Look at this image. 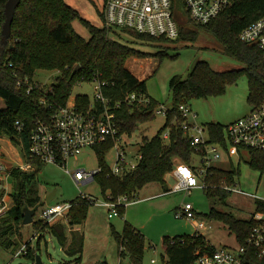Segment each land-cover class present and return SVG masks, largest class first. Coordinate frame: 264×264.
<instances>
[{"label": "trees", "instance_id": "1", "mask_svg": "<svg viewBox=\"0 0 264 264\" xmlns=\"http://www.w3.org/2000/svg\"><path fill=\"white\" fill-rule=\"evenodd\" d=\"M107 0H104L106 3ZM176 12L178 4L184 9L182 0H171ZM8 0H0V21H6L5 5ZM185 12V11H184ZM264 15V0H235L234 4L208 24H196L185 13L180 22L178 40L193 42L199 31L212 35L221 45L223 53L238 61L240 68L216 71L206 61L198 62L189 75L183 79L174 76L169 83L173 103L168 110L166 123L157 135L145 139L139 149L140 161L136 168L128 174L118 177L109 173L106 157L114 147L112 142L94 147L98 159L95 181L106 198L113 199L127 196L134 199L136 194L151 183L165 185V176L171 173L176 164L192 165L193 155L204 156V150H196L192 139L183 129L186 118L179 110L181 105H189L192 98L216 97L225 92L226 86L234 84L241 76H246L249 87V101L257 104L264 98V59L256 45L241 42L239 35L250 23ZM80 20L90 32V39L85 40L73 27L75 20ZM96 26L82 18L80 14L65 0H21L16 9L12 23V34L5 38L2 34L0 45V138H8L18 147L21 156L27 160L29 136L37 117H45L65 106L71 97L75 83L99 81L106 83L104 94L112 101L122 100L126 95L136 94L144 98L142 102L124 103L115 111L116 122L121 136L130 137L139 127L153 121L155 112L160 106L147 91V80L140 81L126 67L130 58H162L167 53L159 51L145 52L136 43L124 40L122 34H128L137 43L150 45L168 43L164 37H152L134 30H115ZM181 20V19H180ZM176 39V40H177ZM12 64V66H10ZM80 65V70L72 77L73 70ZM39 70L59 71L50 91H43L36 86L34 78ZM28 78L34 88L28 92L27 84L19 88L18 80ZM42 99L45 103H42ZM147 99V100H146ZM78 103H89L87 95L77 96ZM2 102V104H1ZM20 122L22 129L16 126ZM210 134V142L226 147L225 126L220 123H209L206 126ZM169 130L168 141L162 135ZM249 166L264 173V150L249 149ZM37 170L30 173L19 169L12 170L13 198L15 205L9 214L0 219V238L13 228L9 222L22 223L26 210L43 204L38 194L37 179L43 166L36 161ZM233 166V165H232ZM239 170L211 166L208 168L205 183L208 197L225 200L231 195L232 186L236 184ZM95 201L77 199L73 201L66 224L34 222L41 230H47L62 246L63 250L76 263L82 262L84 235L70 230L82 226L88 217L89 208ZM256 209L264 211V202L256 200ZM126 207H121L123 214ZM207 217L223 222L235 235L237 242L244 243L253 224L252 220L240 219L232 213L212 209ZM119 246L120 264H142L147 247L146 239L137 229L125 222L122 233L113 230ZM41 239L37 250L40 249ZM6 241L4 245H9ZM163 247L167 256L164 264H191L197 252H212L215 246L206 241L203 235L169 237L163 239ZM28 244L26 257L36 262V252ZM35 250V251H37ZM255 264H258L254 260ZM97 264H108L107 261Z\"/></svg>", "mask_w": 264, "mask_h": 264}, {"label": "rangeland", "instance_id": "2", "mask_svg": "<svg viewBox=\"0 0 264 264\" xmlns=\"http://www.w3.org/2000/svg\"><path fill=\"white\" fill-rule=\"evenodd\" d=\"M65 1L82 18L96 26H103L104 0ZM176 12L179 21L182 22L185 12L181 4H178ZM73 27L85 40L90 39V32L80 20H75ZM198 31V37L193 42L177 39L168 43H154L152 46L137 43L130 35L122 34L125 41L136 43L135 46L145 52L155 54L165 51L167 53L162 58H135V61L126 63L131 69L133 62H143L139 63L135 70H131L137 76L148 75L146 76L148 94L164 109L170 108L173 103L169 87L170 80L177 75L185 79L198 62L206 61L216 71L231 70L242 66L238 61L223 53L220 43L212 35L201 29ZM59 75V71L39 70L34 81L39 86L38 88L47 92L50 91ZM95 87L96 82L94 81L75 83L70 99L79 95H87L93 101L96 94ZM189 105L193 113L197 115L196 119L190 116L189 121L206 127L209 123H220L227 126L248 115L254 103L249 101L247 78L241 76L236 83L227 85L223 94L216 97L192 98ZM165 123L164 115L157 114L153 121L140 124L130 137H125L128 163L132 166L138 165V154L142 142L157 135ZM18 153V147L11 140L0 138V164L8 168L14 167L22 159ZM115 160L116 149L113 148L105 161L109 167H112ZM249 160V151L244 149L240 156L233 157L232 161L217 164L224 169L234 167L239 170L236 184L232 186L233 192L224 201L208 197L207 190L203 187L204 178L199 175V187L193 189L191 193L168 192L166 185L161 183L147 185L136 194L134 199L126 203L123 214L112 219L109 218L108 200L102 194L98 183L92 182L79 186L73 177L60 166L44 165L39 173L36 188L38 194L45 198L49 191L57 190L54 203L77 200L81 191L96 200L89 208L88 218L84 225V251L82 262L78 264H96L102 261H107L108 264H119V246L113 230L121 232L125 222L137 229L146 239L147 247L142 264H164L167 261L163 247L164 237L193 236L196 233L190 220L176 218L177 210L187 203L194 206L198 213L197 219L204 221L207 225L206 229L201 231L207 242L218 248L237 246L236 237L228 227L221 221L208 218L207 214L212 209H216L220 212L232 213L240 219H249L252 216L256 209V200H264V173L252 169L248 164ZM192 165L196 168H204L202 156L194 154ZM98 167V159L92 149H86L78 158L69 162L71 170L93 171ZM174 184L172 174L167 175V187L172 188ZM41 207H37L35 211L34 222L40 221ZM68 221L69 218L68 220L59 219L51 224H65ZM9 225L13 229L0 238V264H36L31 258L20 254V250L28 244L37 250L40 239V249L36 251V256L41 258L43 264H77L75 258L69 256L47 230H39L34 223L24 224L14 220L10 221ZM6 241L10 242L8 246L4 245ZM152 260H156V263H152Z\"/></svg>", "mask_w": 264, "mask_h": 264}, {"label": "built area", "instance_id": "3", "mask_svg": "<svg viewBox=\"0 0 264 264\" xmlns=\"http://www.w3.org/2000/svg\"><path fill=\"white\" fill-rule=\"evenodd\" d=\"M182 1L185 13L196 24H208L235 2V0ZM103 18L107 28L134 30L141 34L164 37L169 40H176L179 37L180 22L172 8L171 0H107L104 4ZM2 34L3 24L0 21V45ZM239 38L245 44L256 45L264 59V15L245 27ZM94 82H96V94L93 101L89 99L88 104L80 105L77 97L69 98L67 104L54 113L35 119L29 136L27 160L22 157L17 165L12 168L0 164V219L7 216L15 205L12 195L13 169H19L25 173L34 172L37 170L36 161H39L42 166L57 165L64 168L79 186L90 184L96 182L95 176L101 172V168L93 171L71 170L69 162L78 158L86 149L94 150V147L108 142H112L113 148L116 149L115 163L109 167L111 175L121 177L136 168L137 165L132 166L127 162L125 137L120 134L115 111L124 103H133L137 100L142 102L144 98L130 94L122 100L114 102L103 92L106 83L97 80ZM24 84H27L28 92L34 88L28 78L25 81H17L19 88ZM42 103H45L44 99H42ZM168 110L169 108L164 109L160 105L155 115L161 114L167 118ZM179 110L186 118L183 129L191 137L192 145L196 150H204V156H202L204 168L197 167L198 169L195 170L184 163L176 164L172 171L175 178L172 192L191 193L193 189L199 187V175L203 176V187L206 188L205 177L209 167L217 166L224 160L232 161L233 157L240 156L244 149L264 150V98L260 103L252 106L248 115L225 126L226 147L211 143L207 128L189 121L190 116L194 119L197 118L190 105H181ZM16 126L19 130L22 129L19 121ZM169 136L170 133L167 130L162 135V139L168 141ZM140 158V154H138L139 161ZM40 197L43 201V204L39 205L42 206L41 222L52 223L58 219L68 220L73 201L65 203L52 201L47 204L46 198L42 195ZM106 198L108 200L109 218L119 216V207H126V203L129 201L127 196L113 199L109 194ZM78 199L95 201L92 196H88L82 191ZM258 200L264 202L263 199ZM176 218L190 220L197 235H202L201 231L207 227L204 221L197 219L194 206L190 203L177 210ZM250 219L253 224L243 244L237 242L235 247H215L212 252H197V257L191 264H255L254 260L258 264H264V211L255 210ZM27 253L28 246L20 250V254L25 255ZM152 263H156V260H152Z\"/></svg>", "mask_w": 264, "mask_h": 264}, {"label": "water", "instance_id": "4", "mask_svg": "<svg viewBox=\"0 0 264 264\" xmlns=\"http://www.w3.org/2000/svg\"><path fill=\"white\" fill-rule=\"evenodd\" d=\"M21 0H8V2L5 5V14H6V21L3 25V35L7 39L11 36L12 34V23L14 20V16L16 13L17 7L20 5ZM80 65H78L72 73V77L80 70ZM57 194V190H53L47 197H46V203L49 204L51 203ZM34 215H35V210H26L24 213V219L23 223L24 224H32L34 223ZM36 251L34 250V253ZM36 264H43L41 258L39 256H36Z\"/></svg>", "mask_w": 264, "mask_h": 264}, {"label": "crops", "instance_id": "5", "mask_svg": "<svg viewBox=\"0 0 264 264\" xmlns=\"http://www.w3.org/2000/svg\"><path fill=\"white\" fill-rule=\"evenodd\" d=\"M135 61L136 59L135 58H131V59H129V61L127 62V63H129V62H131V61ZM149 60V59H148ZM143 61H145V59L143 60ZM142 64L143 62H138V63H136V62H133V64H132V68L131 69H133V70H135L136 69V66H138V64ZM126 67H127V69L136 77V78H138L140 81H144V80H147L148 78L146 77V76H148V75H143V76H137L135 73H133L132 72V70L130 69V68H128V66L126 65ZM20 153V152H19ZM19 153H18V155H19ZM21 155V154H20ZM227 162V161H226ZM225 162V160L224 161H222V162H220V163H226ZM219 164V163H218ZM220 167V166H219ZM169 174H172V172L171 173H168L167 175H169ZM167 175L165 176V185H166V189L168 190V192L169 191H171V189L172 188H169V186L167 187ZM172 177H173V175H172ZM174 178V177H173ZM174 180H175V178H174ZM147 187V186H146ZM145 188V187H144ZM143 190V189H142ZM141 190V191H142ZM164 192H166V191H164ZM172 192V191H171ZM197 213V212H196ZM197 215H198V213H197ZM88 218V217H87ZM110 219H112V218H110ZM59 220V219H58ZM62 220H64V219H62ZM57 221V220H56ZM87 221V220H86ZM86 221H85V223H86ZM85 223L82 225V226H80V227H75V228H69V231L70 230H75V231H78V232H80V233H82L83 235H84V238H85V232H84V225H85ZM66 224V223H65ZM116 231V230H115ZM123 231V230H122ZM122 231L120 232V231H116L117 233H122ZM84 241H85V239H84ZM119 250V249H118ZM83 251H84V248H83ZM83 256V255H82ZM76 263V262H75ZM97 264V263H96ZM119 264H120V258H119Z\"/></svg>", "mask_w": 264, "mask_h": 264}, {"label": "flooded vegetation", "instance_id": "6", "mask_svg": "<svg viewBox=\"0 0 264 264\" xmlns=\"http://www.w3.org/2000/svg\"><path fill=\"white\" fill-rule=\"evenodd\" d=\"M53 190L49 191L48 195L52 192Z\"/></svg>", "mask_w": 264, "mask_h": 264}]
</instances>
